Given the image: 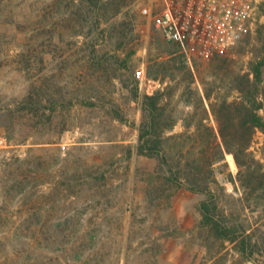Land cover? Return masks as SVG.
Instances as JSON below:
<instances>
[{
  "label": "rangeland",
  "instance_id": "rangeland-1",
  "mask_svg": "<svg viewBox=\"0 0 264 264\" xmlns=\"http://www.w3.org/2000/svg\"><path fill=\"white\" fill-rule=\"evenodd\" d=\"M143 1L0 0V131L17 145L0 172V264H264V133L247 141L240 125L254 99L264 121V64L250 88L264 1L208 61L166 43ZM146 94L177 183L136 153Z\"/></svg>",
  "mask_w": 264,
  "mask_h": 264
},
{
  "label": "built area",
  "instance_id": "built-area-1",
  "mask_svg": "<svg viewBox=\"0 0 264 264\" xmlns=\"http://www.w3.org/2000/svg\"><path fill=\"white\" fill-rule=\"evenodd\" d=\"M264 0H146L139 7L160 37L175 48L208 61L231 55L252 30ZM138 79L142 69L135 70ZM16 144L0 131V172ZM61 151L65 145L60 146ZM20 156V154H16Z\"/></svg>",
  "mask_w": 264,
  "mask_h": 264
},
{
  "label": "trees",
  "instance_id": "trees-1",
  "mask_svg": "<svg viewBox=\"0 0 264 264\" xmlns=\"http://www.w3.org/2000/svg\"><path fill=\"white\" fill-rule=\"evenodd\" d=\"M89 1H92V0H89ZM263 64H264V61L251 66L253 82H250V80L248 79V75H246V80L251 83L250 88L253 87L256 91H257L256 83L260 81L261 67ZM141 104H142L143 120H141V124L139 126L138 145L136 147V153L138 155H143L149 158H155L163 166L165 171L168 173L167 179L171 182L177 183L178 176L176 177V175H178V172H176V175L172 174V168L170 164L168 163V160L166 159L165 154L162 153V151L158 149V142L155 140H151L150 138L149 129L151 127L152 122L154 121L153 116H152L153 111L155 110L154 98L146 94L142 98ZM260 105L261 104H259V102L256 99H254L253 102L250 104L249 109L246 110V114L240 123V125H242L244 129H246L243 131H245L244 137L247 141L249 140V136L251 135L252 130L254 128H257L264 133V121L255 112V110L260 109L261 107ZM220 113L223 114L224 116L227 115V113L223 112L222 110H220ZM146 115L150 116L149 120L147 119V123L144 121V118H146ZM231 118H228V116H226L223 122H221V125H223L224 127L234 128L236 124H234ZM244 137H241V138L244 139ZM231 156L233 157V159L236 160L235 153H231ZM189 182L191 184L190 186L191 188L189 189H191L192 191L201 193L202 188L197 182H195L194 178L189 180ZM202 217H203L205 224L208 225L209 228L212 229L213 231H216L221 238L228 239L229 241H232V242L235 240L234 229L228 230V228L222 225L218 220L213 221V215L208 210L206 209L204 210V212L202 213Z\"/></svg>",
  "mask_w": 264,
  "mask_h": 264
}]
</instances>
